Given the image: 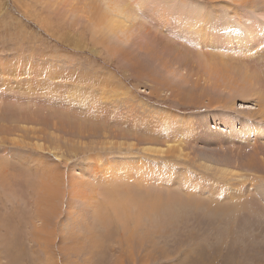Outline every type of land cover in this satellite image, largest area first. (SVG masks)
I'll list each match as a JSON object with an SVG mask.
<instances>
[{
	"label": "rangeland",
	"instance_id": "obj_1",
	"mask_svg": "<svg viewBox=\"0 0 264 264\" xmlns=\"http://www.w3.org/2000/svg\"><path fill=\"white\" fill-rule=\"evenodd\" d=\"M116 1L0 0V264H264V0Z\"/></svg>",
	"mask_w": 264,
	"mask_h": 264
},
{
	"label": "bare ground",
	"instance_id": "obj_2",
	"mask_svg": "<svg viewBox=\"0 0 264 264\" xmlns=\"http://www.w3.org/2000/svg\"><path fill=\"white\" fill-rule=\"evenodd\" d=\"M112 1L113 0H110V2L112 3ZM114 1H116V0H114ZM133 1H135V0H133ZM117 2V1H116ZM118 4V3H117ZM130 5H132V6H135V5H133L132 3H129V6ZM114 7H115V5H113ZM118 7V6H117ZM125 10L124 11H126V8H127V6L125 5ZM123 8V9H124ZM114 10V9H113ZM118 13H121V14H125L122 10H120V8L118 7ZM118 13H117V16L116 17H114V18H111V22H109V26H108V29L109 30H111V31H116V29H119V30H123V31H125V24H124V20H122V18L118 15ZM209 20V19H208ZM204 24L202 23V22H199V23H197L194 27H201V26H203ZM248 29V31H253L254 29L253 28H247ZM247 31V32H248ZM117 32V31H116ZM250 35V34H249ZM213 46H214V44H213ZM231 46V45H230ZM240 47V46H239ZM239 47H235V49H238ZM232 48H234V47H232ZM258 48H260V47H258ZM262 48H264V45L262 44V46H261V49ZM238 51V50H237ZM246 50L244 49V51H243V48H240V50H239V52L240 53H242V52H245ZM250 51V50H249ZM254 51V52H253ZM209 52V51H208ZM210 54H212V53H215V52H209ZM251 53V55L253 56L254 55V53H257V50H255V49H252V51L250 52ZM218 55H221V57L224 59V57H226V59H227V57H235V56H232V55H229L228 53H226L225 51H223V53L222 54H218ZM221 57H219V58H221ZM217 58V57H216ZM238 58H240V57H237V59ZM205 59H206V57H205ZM214 59V58H213ZM206 61V60H205ZM211 61V60H210ZM46 62V61H45ZM212 63H213V61H212ZM230 63V62H229ZM226 60H222V64L224 65V66H226V64H229ZM243 63V62H242ZM204 64V63H203ZM241 64V63H240ZM202 65V64H201ZM206 65H208L207 63H206ZM213 65V64H212ZM215 65V64H214ZM217 66V65H216ZM233 66V65H232ZM206 68V67H205ZM243 69V68H242ZM215 70V69H214ZM88 71V70H87ZM207 71V70H206ZM224 71H226V70H224ZM213 72V71H212ZM219 72H220V70H219ZM244 72V71H243ZM208 73V72H207ZM209 74V73H208ZM58 75H60V74H58ZM216 75H217V80H222V81H224V75L223 74H221V72L218 74V72L216 73ZM223 75V76H222ZM41 76V75H40ZM239 76H240V79H242V77H243V74L241 73V74H239ZM61 77V76H60ZM212 77V76H211ZM59 78V77H58ZM87 78V77H86ZM213 78H216V76L213 74ZM198 79V78H197ZM73 80V79H72ZM77 80V79H76ZM184 81V80H183ZM203 81V80H202ZM212 81V80H211ZM207 82V81H206ZM216 83H217V81H216ZM220 83V82H219ZM227 83V82H226ZM213 96H216V97H218V98H220L221 96H219L218 94H216V93H213V94H211V96L210 97H213ZM196 99H197V97L198 96H194ZM248 98V97H247ZM246 99V98H245ZM245 101H249L250 102V104H238L237 105V108L238 109H240V110H244V111H246L247 113H250V111H259V113H260V115H262V116H264V105L262 104V103H260V102H255V101H251V100H249V99H247V100H245ZM209 103V102H208ZM212 104H209V106H211ZM207 107V106H206ZM199 108V107H198ZM199 112H197V113H195V114H198ZM194 114V113H193ZM251 114V113H250ZM247 122H242V123H240V124H242V125H245ZM182 125V124H181ZM184 125V124H183ZM182 125V126H183ZM173 149H176V147L175 148H173L172 147V150ZM150 151H153V149H149ZM157 151H159V150H157ZM165 152V151H164ZM258 154H257V156L260 154V153H262L261 151H260V149H258ZM51 153H53L54 154V152H51ZM159 153H162V152H159ZM57 157H59L58 156V154H55ZM263 155V154H262ZM258 159H259V157H257ZM253 159H255V157L253 158ZM177 162H179V160L177 161ZM182 165V164H181ZM176 166V165H175ZM0 168H5V166H3V167H0ZM178 169L179 167L178 166H176L175 167V169ZM3 169H2V171H3ZM1 170V169H0ZM42 172V171H41ZM0 173H1V171H0ZM36 173V172H35ZM46 173H47V171H46ZM184 173V174H183ZM181 174H182V177L181 176H179L180 178L178 179V180H176V187H178L177 186V184H179V188H175L172 184H168V185H165L166 187H167V189L168 190H170V191H172V192H164L165 194H167V195H169L168 196V200H161V199H158V201H156V198H155V200H154V202H153V198L151 199V200H147V202H139V204H138V206H139V208H138V211H137V213L136 214H134L136 217H135V219H137V221H138V223H139V218L143 215H145V214H147L148 215V212L149 211H151L152 209H155V208H157V207H161V203H168V201L170 200V202L169 203H171V204H173V203H175L174 202V199H176L177 201H179L180 202V200H182V199H186L188 202L187 203H189V202H192V203H198V202H195V199L196 200H198V196H191L190 195V192H188V191H190V190H188L187 192V194H185L184 193V190L185 189H187V187H189L190 188V186H191V184H193L192 182L195 180V179H191V174H190V172H181ZM180 174V175H181ZM53 175V174H52ZM222 175H223V173H222ZM117 177H119V176H117ZM123 177V178H122ZM122 177H120V178H122L121 180H126L125 178H128L129 176H126V174H124V176H122ZM178 177V176H177ZM7 178V177H6ZM114 178V177H113ZM115 179V178H114ZM49 180V179H48ZM42 182H43V186H42V188L45 190V192H44V194H43V197L40 199V203H47L48 204V202L52 199V196L54 195V194H56V193H54L53 194V190L51 189V187L48 185V183L49 182H47V181H43L42 180ZM47 182V183H46ZM179 182V183H178ZM137 183V182H136ZM111 184V183H110ZM194 185H197V184H194ZM198 186V185H197ZM132 187V186H131ZM131 187H128V188H126L125 187V191H127V192H131V190H132V188ZM106 188H108L109 189V191L110 190H112L113 188H114V186L111 184V186H106ZM194 188H191V190H193ZM260 189H262V190H264V183H261L260 184ZM115 191V190H114ZM114 191H111V192H114ZM210 191H213V190H210ZM58 193V192H57ZM110 193V192H109ZM115 193L116 192H114V195H115ZM213 193H210L209 195H211L212 197H215L214 195H212ZM111 195V194H110ZM109 195V196H110ZM164 195V194H163ZM37 196V195H36ZM108 196V197H109ZM145 196V194H143L141 197H144ZM207 196L206 195H204L203 196V201H200L199 203L203 206V204L205 205V206H208V205H212V207H214L213 206V203H216V202H220V200H222V199H224V198H222V197H219L220 198V200H217V201H213V199H211V198H206ZM56 198H59V196H56L55 197V200H56ZM105 198V197H104ZM182 198V199H181ZM113 199V198H112ZM147 199V198H146ZM162 199H163V197H162ZM194 199V200H193ZM238 199V198H237ZM185 200V201H186ZM207 201V202H210V203H212V204H208L207 202H205V201ZM37 201V200H36ZM107 201V200H106ZM113 201H114V199H113ZM162 201V202H161ZM184 201V202H185ZM39 203V204H40ZM104 203V202H103ZM163 203V204H164ZM182 203H183V201H182ZM180 204V203H179ZM185 204V203H184ZM183 204V205H184ZM238 204H240L241 206H243L241 203H238ZM178 205V204H177ZM234 205V204H233ZM50 206V205H49ZM113 206H115V212H118L119 214L118 215H120V207H118V203L117 202H114L113 203ZM54 207V206H53ZM52 207V208H53ZM216 207V209L217 208H221V206H215ZM214 207V208H215ZM233 207H235V206H233ZM48 208V207H47ZM149 208V209H148ZM43 209V208H42ZM51 209V208H50ZM52 210V209H51ZM173 210V209H172ZM209 210V209H208ZM103 212H102V214L101 213H99V217H98V219H99V224L101 223V224H103L104 222H108V220H107V216L105 215V211L104 210H102ZM210 211V210H209ZM216 211V213H218L217 212V210H215ZM214 211V212H215ZM45 212V211H44ZM44 212H41L40 211V216H39V218H43L44 219V223L46 224V222L48 221V219L47 218H44L45 217V213ZM52 213V211L50 212L49 211V213H47V214H51ZM53 213H54V209H53ZM220 214V213H219ZM56 215V214H55ZM10 216V215H9ZM18 216V215H17ZM37 216V217H38ZM49 216V215H48ZM86 216V215H85ZM220 216V215H219ZM20 217V216H19ZM52 217V216H51ZM217 217H218V215H217ZM41 218V219H42ZM2 219V218H1ZM42 219V220H43ZM53 220H54V218H52ZM52 219H50L51 221H52ZM85 219V218H84ZM109 219V218H108ZM140 220H141V218H140ZM55 221V220H54ZM111 221V220H110ZM49 222V221H48ZM49 223H51V222H49ZM54 223V222H53ZM106 224V223H105ZM113 225H115L114 223H112ZM107 226V225H106ZM110 227H111V225H110ZM92 228V227H91ZM113 229V228H112ZM111 232V231H110ZM127 232V233H126ZM126 232L124 233L125 234V237L128 239V240H131L130 239V237H131V235H132V239L134 240L136 237H137V232L135 231V234H134V231L133 230H130V229H127L126 230ZM105 233V232H104ZM109 235V234H108ZM134 236V237H133ZM91 237V236H90ZM93 237V236H92ZM98 237L99 236H97L96 235V237H93V238H96V240L98 239ZM100 237H102V235H100ZM137 239V238H136ZM140 242V241H139ZM152 244V243H151ZM49 255V254H48Z\"/></svg>",
	"mask_w": 264,
	"mask_h": 264
},
{
	"label": "crops",
	"instance_id": "obj_3",
	"mask_svg": "<svg viewBox=\"0 0 264 264\" xmlns=\"http://www.w3.org/2000/svg\"><path fill=\"white\" fill-rule=\"evenodd\" d=\"M232 56H236V55H232ZM248 58H250V57H248ZM225 67H228V68H225V72H227V73H229V74H231V72H234L233 70V68L231 69V67H229V64H226V66ZM227 77H228V75H227ZM241 81H242V85H238V84H234V85H230L229 86V89H230V91H231V93H232V95H231V98H232V96L234 97V96H236V93H239V94H247V91L245 90V88H244V75H243V77H242V79H241ZM214 92H212L211 93V91H210V93L209 94H213ZM247 97V96H246ZM259 98L260 99H258V100H256L257 102H261V101H264V96L262 97V96H259ZM215 99L217 100V99H220V98H218V97H215ZM236 102L234 101V102H226V104H225V107H229V106H233L234 104H235ZM263 105H264V103H262ZM250 113H257V114H259L260 115V113H259V111H250ZM260 116H262V115H260ZM258 123H262V124H264V122H258ZM248 132H250V131H248ZM254 151V153H252ZM258 154V148H256V149H252L251 150V152L249 153V160L250 161H252L253 160V158L256 156ZM213 159L214 160H219V162H220V164L221 165H223V166H226V165H229V164H226L225 163V161L226 160H224V159H217V157H213ZM225 260H226V257H225ZM244 263H243V262ZM233 264H253V262L252 261H248L247 259H244V260H242V259H240V257H235V259L233 260Z\"/></svg>",
	"mask_w": 264,
	"mask_h": 264
},
{
	"label": "trees",
	"instance_id": "obj_4",
	"mask_svg": "<svg viewBox=\"0 0 264 264\" xmlns=\"http://www.w3.org/2000/svg\"><path fill=\"white\" fill-rule=\"evenodd\" d=\"M247 130H249V131H250V129H247Z\"/></svg>",
	"mask_w": 264,
	"mask_h": 264
},
{
	"label": "flooded vegetation",
	"instance_id": "obj_5",
	"mask_svg": "<svg viewBox=\"0 0 264 264\" xmlns=\"http://www.w3.org/2000/svg\"><path fill=\"white\" fill-rule=\"evenodd\" d=\"M239 127V126H238Z\"/></svg>",
	"mask_w": 264,
	"mask_h": 264
}]
</instances>
